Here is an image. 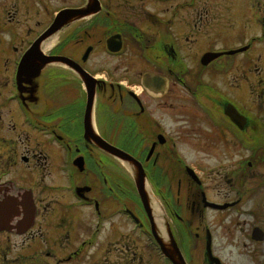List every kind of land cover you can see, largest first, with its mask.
<instances>
[{
	"label": "flooded vegetation",
	"instance_id": "af4514ba",
	"mask_svg": "<svg viewBox=\"0 0 264 264\" xmlns=\"http://www.w3.org/2000/svg\"><path fill=\"white\" fill-rule=\"evenodd\" d=\"M81 1L0 0V264H151L142 239L186 264H264V0ZM124 55L143 64L126 87ZM220 135L244 155L205 164ZM100 140L132 154L130 179Z\"/></svg>",
	"mask_w": 264,
	"mask_h": 264
},
{
	"label": "rangeland",
	"instance_id": "374dc122",
	"mask_svg": "<svg viewBox=\"0 0 264 264\" xmlns=\"http://www.w3.org/2000/svg\"><path fill=\"white\" fill-rule=\"evenodd\" d=\"M60 4H63V2L69 1V2H75V4H80L82 1L81 0H59ZM60 6V5H59ZM74 17V16H73ZM43 26L38 28V31L42 28ZM77 25L74 26V28H76ZM29 30V29H27ZM51 48V47H50ZM103 54L101 53V51L99 50L95 56L93 57L91 63H90V69H93L94 71H99V67H100V63L103 59ZM117 63V60H111L107 58V67L106 70L110 71V70H114L115 69V65ZM191 65L196 66V61H190ZM143 64L141 63V60H137L136 58L133 57H129L128 55H124L122 58V63H121V72L122 73V78H123V82L125 87L126 86H132L133 82L136 78H137V73L138 71H140L142 69ZM251 69H252V74L250 75L251 77V86L253 89H256L258 87L257 82H259L263 77H264V58L262 59H252L251 62ZM235 75H239V74H235ZM241 75V73H240ZM239 75V76H240ZM99 76H103L102 73H99ZM130 80V81H129ZM229 81L230 83L233 84V78L229 77ZM239 78L236 77L235 83H238ZM256 94H254V96L252 97L253 99H255ZM254 109V107H253ZM261 112V111H259ZM203 120V119H202ZM201 120V121H202ZM200 121V122H201ZM198 122V118L194 117L192 120V124L193 126H196ZM203 127L205 129V131L207 133H209L210 135H212L214 133L213 129H212V125L206 121L205 119L202 121ZM255 124H253L254 126ZM179 130V129H178ZM182 136V134H181ZM186 136H182L179 140H180V144L179 145H183L185 146V139ZM228 140H230V138H233L231 136L227 137ZM235 139H233L232 141H229L228 145L227 142L224 141V137L222 135H220V138L218 137V144L220 145L221 149L219 152V156L218 158H216V160H211V159H204V163H210V162H216L218 161L219 163H228V162H235L238 161L237 159H239L240 157H242L244 155V153L239 152L238 149L234 148L233 146L236 145L235 147H238L237 144L234 143ZM183 142V143H182ZM227 145V146H226ZM227 148L225 151L224 149ZM226 152V153H225ZM246 154V153H245ZM203 157H206V155H203ZM121 163V165L124 168L125 171V175L129 177L130 179V173L131 170L129 169V167L127 166L126 163H122L121 161H119ZM121 167V166H120ZM147 186H149L152 190V185L151 184H147ZM140 245L145 249V259H147L148 257H150L151 260V264H168L164 261L163 257L161 256V253L159 251V249L148 243V241L142 239L139 241ZM149 244V245H148ZM98 248H100V244L98 245V241L96 242V245L94 246V248L92 249V257H94V252L97 251L99 252ZM141 252V251H140ZM151 255V256H150ZM106 257V256H103ZM104 261L101 262H106L107 264H127L126 260L122 262H118L116 259V255L113 254H108L106 259H103Z\"/></svg>",
	"mask_w": 264,
	"mask_h": 264
},
{
	"label": "water",
	"instance_id": "95a60500",
	"mask_svg": "<svg viewBox=\"0 0 264 264\" xmlns=\"http://www.w3.org/2000/svg\"><path fill=\"white\" fill-rule=\"evenodd\" d=\"M93 2L98 3V0H93ZM95 10H97V8H86L84 10H75L73 11L74 14H72V16H75V18L78 17H85L88 16L90 14H93L94 12H96ZM66 23V20L63 21L59 20L56 21L54 23V25H52L45 33L44 35H42L37 42L35 43L33 50H37L39 49V45L43 40L48 39L49 37H51L52 35H54L56 32H58L59 29H61L62 26H64V24ZM114 39L109 40V42H107L109 44V47L112 50H118L119 48H121V46H117L116 44H114V47H112L113 41ZM204 63L207 62V59H203ZM89 104H91L89 102ZM237 114V113H236ZM228 115L230 116V118L233 121H236V117L235 114L232 113H228ZM238 115V114H237ZM100 146H102L109 154L113 155L114 157H116L118 160H121L123 162H127L128 164H131L134 162L133 157L131 156V154H128L126 152H124L123 150L114 147L113 145H110L109 143L100 140L99 142ZM138 180H137V187H138V191L142 197V199L145 201L147 199V195H146V191H145V177H144V173H143V169L140 168V173L138 174ZM160 241V240H159ZM161 242V241H160ZM162 247H163V252L168 255V257L173 261L174 264H185L182 255H180V251L178 250L177 254H178V258H173L172 255L170 254V251L166 248L165 244H163V242H161Z\"/></svg>",
	"mask_w": 264,
	"mask_h": 264
},
{
	"label": "bare ground",
	"instance_id": "6f19581e",
	"mask_svg": "<svg viewBox=\"0 0 264 264\" xmlns=\"http://www.w3.org/2000/svg\"><path fill=\"white\" fill-rule=\"evenodd\" d=\"M56 40V35L55 36H52L50 37L47 41H45L41 48L42 50H48L50 47L53 46L54 44V41ZM140 91V90H139ZM127 166L129 167V169H132V167L130 165L127 164ZM146 191L148 193V195H151V191H150V188L149 186H146ZM157 203L154 201V199L151 200V207H152V210H153V214H154V217H155V222L157 223V227H158V232L160 234V236L162 237V239L164 241H167V235H165V228H164V225H163V219L161 217V211H160V208L158 205H156Z\"/></svg>",
	"mask_w": 264,
	"mask_h": 264
}]
</instances>
